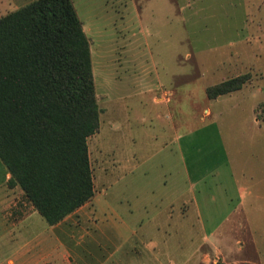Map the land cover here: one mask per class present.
<instances>
[{"label": "rangeland", "instance_id": "1", "mask_svg": "<svg viewBox=\"0 0 264 264\" xmlns=\"http://www.w3.org/2000/svg\"><path fill=\"white\" fill-rule=\"evenodd\" d=\"M71 2L89 43L100 111L87 140L93 197L48 226L29 216L35 209L0 161V196L14 199L0 207V230L10 242L30 238L31 253L47 264H197L205 249L199 219L182 218L179 207L204 190L216 213L207 228L237 208L220 231L230 257L264 264V0ZM18 4L25 3L0 4V17ZM228 80L243 84L207 98ZM160 87L168 101L158 105ZM182 160L203 175L193 190ZM23 216L27 229L18 234Z\"/></svg>", "mask_w": 264, "mask_h": 264}, {"label": "trees", "instance_id": "2", "mask_svg": "<svg viewBox=\"0 0 264 264\" xmlns=\"http://www.w3.org/2000/svg\"><path fill=\"white\" fill-rule=\"evenodd\" d=\"M228 80L209 100L238 91ZM89 43L71 0L0 17V161L48 226L93 197L87 140L98 132Z\"/></svg>", "mask_w": 264, "mask_h": 264}, {"label": "crops", "instance_id": "3", "mask_svg": "<svg viewBox=\"0 0 264 264\" xmlns=\"http://www.w3.org/2000/svg\"><path fill=\"white\" fill-rule=\"evenodd\" d=\"M20 1H23L25 4L22 5L25 6L27 5L26 4L27 1H32V0H0V4L8 3V5H10V3H19ZM18 5L20 6L19 8L23 7L21 4ZM12 7L13 9L17 10V6L13 5ZM159 89H160L159 95L154 97L153 101L155 104L158 105L166 104L168 99H166L165 95L168 94L165 91L161 90L163 89L162 87H160ZM173 142H176L175 137H173ZM183 165H184L183 166L184 175L188 179L187 182L189 184L190 189L193 190L192 188L193 185L197 184V182L202 181L203 175L201 174L202 176H199V174H196L198 173V170L196 169L193 170L191 167L189 169L188 165L185 164L184 161H183ZM173 174L176 173L174 172ZM8 176L10 177L9 174ZM168 182L169 181H164L163 182L164 186H167ZM207 198L208 196L203 190V192L199 194V197L194 194L192 198L189 199L190 200L188 203L189 205H185L184 202L180 205L181 207H179L180 216L182 218H187L189 214H193L196 217V219H199V228L203 235L200 249H202L203 247H205V249L202 254L201 260L197 264H263L258 259L252 260L249 257L242 258L240 257L239 254H238L239 256L237 255L232 258L230 257L232 248L230 249L224 248L223 244L220 241V234H221L220 231L223 228L224 224H226L234 216L235 214L234 212L237 208H233L231 211L227 212L226 216H224L219 223L217 224L215 223L209 229L207 228V226H205L206 220L209 219L210 216H214L216 213L211 211L213 209L209 210ZM13 200L10 198L6 199V197L0 196L1 209L4 208L8 202H9L8 204H11ZM7 206L9 207V205ZM173 206L174 204L173 205L171 204L169 207L172 208ZM36 214L38 213L36 211H33L31 214H29V216ZM25 217L26 216H23V218H21L18 221L17 225H14V228L18 234H20L21 228H23V230L27 229V227L24 228L25 222H22L23 219H25ZM8 235H9L8 231L2 232L0 230V238L1 239L4 238L6 241L5 244H0V245H2L3 247L6 246L10 247V251H11L10 254L8 255L9 257L5 259V262L7 264H47V258L45 257V255L42 254L40 255L38 253V254H34L33 256V253H31L32 242L30 241V238H28L27 240L26 238L22 239L19 243H17V242H10ZM6 237H8V240L6 239ZM233 248L235 249V251H237V253H239L242 251L243 245L242 243H240L239 240H236L234 242ZM253 250L256 254L258 249H255L253 247ZM98 264H112V263L110 258H103L98 262Z\"/></svg>", "mask_w": 264, "mask_h": 264}]
</instances>
